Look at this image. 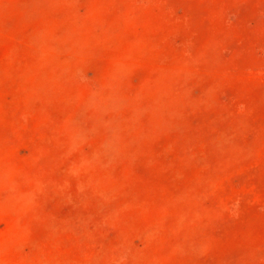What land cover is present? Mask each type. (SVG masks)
<instances>
[{
  "label": "rangeland",
  "instance_id": "rangeland-1",
  "mask_svg": "<svg viewBox=\"0 0 264 264\" xmlns=\"http://www.w3.org/2000/svg\"><path fill=\"white\" fill-rule=\"evenodd\" d=\"M0 264H264V0H0Z\"/></svg>",
  "mask_w": 264,
  "mask_h": 264
}]
</instances>
